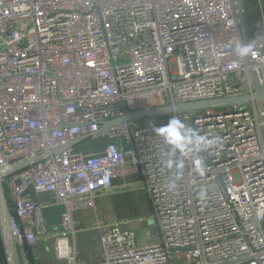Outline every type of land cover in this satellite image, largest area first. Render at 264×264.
I'll return each mask as SVG.
<instances>
[{"label":"built area","instance_id":"1","mask_svg":"<svg viewBox=\"0 0 264 264\" xmlns=\"http://www.w3.org/2000/svg\"><path fill=\"white\" fill-rule=\"evenodd\" d=\"M246 27L254 55L241 58L234 0H0V166L23 164L3 185L24 252L45 234L44 210L61 206L54 249L77 264L73 214L138 175L158 239L100 225L104 264H264L257 102L149 120L178 117L183 149L139 120L95 135L110 141L99 154L69 146L125 113L252 98L253 74L264 91V20Z\"/></svg>","mask_w":264,"mask_h":264},{"label":"crops","instance_id":"2","mask_svg":"<svg viewBox=\"0 0 264 264\" xmlns=\"http://www.w3.org/2000/svg\"><path fill=\"white\" fill-rule=\"evenodd\" d=\"M246 24L264 20V0H242ZM110 141L106 138L90 139L83 146H76L77 152L85 148L86 154H99ZM38 201L51 202V194L40 195ZM95 208L78 211L73 214L75 236H70L75 245L77 264H104L101 248L103 224H118L123 230L137 235L140 244L157 241L154 226V211L151 201L142 187L141 176L117 178L110 191L95 196ZM63 207L54 206L44 210L46 231L35 247L26 248L27 264H64L58 259L54 246L56 237L61 236L60 220ZM1 261V260H0ZM4 264V260H2Z\"/></svg>","mask_w":264,"mask_h":264},{"label":"water","instance_id":"3","mask_svg":"<svg viewBox=\"0 0 264 264\" xmlns=\"http://www.w3.org/2000/svg\"><path fill=\"white\" fill-rule=\"evenodd\" d=\"M234 1L238 11V18L241 26L243 40L246 44L248 40V35H247V27L244 17V11L242 7V0H234ZM252 81L255 89V95L252 98L246 96V97H240L234 99L212 100L206 102L181 104L176 106H169L164 108L151 109V110H145V111H139L133 113H125L123 116L103 124L102 129L98 133L80 138L76 140L74 143L70 144L69 146H78L80 143L90 140L95 135H98L106 130H109L114 126H117L124 122H134L136 120H140L145 117H149V118L164 117L172 114L173 112L188 113L192 117H194L196 112L207 111V110H215V111L221 110L224 113H228L229 108H236L237 106H243L252 101L264 102V91L262 90L254 74L252 75ZM58 152L59 151H56V153ZM22 166L23 164H18L9 167L0 166V239L4 249L6 264H27L25 252L21 248L17 238L14 236L11 230V225H10L11 212L8 204V199L6 196V191L3 185V178L11 174L12 172L21 169ZM30 193L33 194L32 190H30Z\"/></svg>","mask_w":264,"mask_h":264},{"label":"clouds","instance_id":"4","mask_svg":"<svg viewBox=\"0 0 264 264\" xmlns=\"http://www.w3.org/2000/svg\"><path fill=\"white\" fill-rule=\"evenodd\" d=\"M253 43L239 44L236 47V53L241 58H246L253 53ZM149 128L152 129L157 135L164 137L167 144L173 145L175 148L183 149L188 138L184 132L185 125L178 117H171L166 125L156 126L154 121H149ZM203 142L204 138H200ZM200 170V169H198ZM203 174V170H200Z\"/></svg>","mask_w":264,"mask_h":264},{"label":"rangeland","instance_id":"5","mask_svg":"<svg viewBox=\"0 0 264 264\" xmlns=\"http://www.w3.org/2000/svg\"><path fill=\"white\" fill-rule=\"evenodd\" d=\"M257 105H258V107L260 108V107H264V102H257ZM221 111V110H220ZM152 118H149V117H145V118H142V120L140 119L139 121H149V120H151ZM89 140H87V141H84V142H82V143H80L78 146H80V145H82L83 146V144L84 143H87ZM81 150H83V153H85V148L83 147Z\"/></svg>","mask_w":264,"mask_h":264},{"label":"trees","instance_id":"6","mask_svg":"<svg viewBox=\"0 0 264 264\" xmlns=\"http://www.w3.org/2000/svg\"><path fill=\"white\" fill-rule=\"evenodd\" d=\"M0 260H1V264H2V260H4V264H6L5 254H4V249L2 246L1 239H0Z\"/></svg>","mask_w":264,"mask_h":264}]
</instances>
